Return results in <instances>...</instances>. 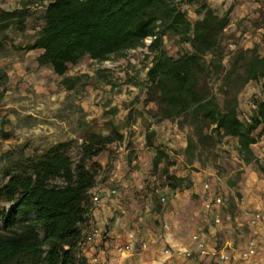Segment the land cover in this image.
<instances>
[{"label":"trees","instance_id":"obj_1","mask_svg":"<svg viewBox=\"0 0 264 264\" xmlns=\"http://www.w3.org/2000/svg\"><path fill=\"white\" fill-rule=\"evenodd\" d=\"M199 1L21 0L19 10L0 8V32L12 25L24 31L31 17L27 8L38 2L43 7L42 23L27 49L40 50L38 64L49 65L63 77L62 84L71 81L65 77L69 66L84 57L104 62L146 49L151 61L144 88L147 101L157 109V119L177 122L180 128L188 122L196 137L214 146L232 139L242 163L259 166L253 147L264 136V100L255 101L245 118L238 95L252 81L264 85V54L256 47H237L227 65L223 35L228 13L219 15ZM196 4L198 17L191 21L189 5ZM147 38L152 39L149 45ZM171 41L180 47L175 56L165 49V42ZM214 79L219 82L217 92ZM154 135L147 134L146 145L156 153L153 168L157 170L169 156L153 144ZM107 141L91 135L81 144L77 162L60 144L6 173L0 183V264H84V258L76 257L80 224L91 215L95 185V171L87 164ZM161 177L173 194L186 187L185 178L167 169ZM57 179L61 184H52Z\"/></svg>","mask_w":264,"mask_h":264},{"label":"rangeland","instance_id":"obj_2","mask_svg":"<svg viewBox=\"0 0 264 264\" xmlns=\"http://www.w3.org/2000/svg\"><path fill=\"white\" fill-rule=\"evenodd\" d=\"M22 6L21 0H0V8L5 11L19 10ZM27 10L31 17L27 19L24 31L20 32L12 25L4 33L0 32V183L6 179L9 170L27 164L30 156L65 144L68 154L77 162L81 156V144L88 142L91 135L107 137L108 141L103 145V150L93 162L87 164L88 168L95 171V185L91 193H98L100 196L102 194L101 203L93 206L87 221L80 224L82 238L92 227L107 230V236L90 243L85 241L77 251V259L84 258V264H103L104 244H112L109 248L119 253L118 248L123 244L117 245L116 236L135 231L132 225L128 226L126 232L119 227L122 213L116 201V198H121L118 191V174L130 173L136 168L143 169L145 161L148 165V175L155 177L152 182L156 188L165 186L163 182L157 184L159 174L164 169L188 172L187 174L194 178L195 181L192 182L198 189L204 190V185L208 184L209 190L204 197H222L220 214L223 224H228L224 229L229 231L227 241L233 240L231 247L235 250L244 246L252 238L249 236L250 232L253 233V227L247 224L246 218L250 219L252 214V205L249 203L251 197L253 199L254 195L259 194L264 184V158L259 166L252 164L259 178L254 180L255 190L252 192L256 193H251L247 165L240 160L234 140L226 139L214 146L210 141L196 137L188 122L182 128L178 127L177 122L164 121V124H160L161 121L155 116L157 109L153 103L147 101V91L144 88L147 68L151 61V55H148L144 48L125 52L121 56H112L104 62L84 57L76 65L69 66L65 77L71 78V81L62 84L63 77L54 74L49 65L38 64L37 58L41 51L27 49L33 42L34 32L42 23L40 16L43 7L34 2ZM223 37L227 55L224 61L228 65L231 53L236 47L231 46L232 39L226 34ZM165 49L169 55L175 56L180 47L171 41L165 42ZM212 83L217 92L219 82L214 79ZM251 90L252 88L246 86L243 93H250ZM250 96L246 102L248 107H240L245 118L254 110L255 101L264 100V85L258 82V88L252 90ZM152 131L155 133L153 144L161 146L169 156L168 161L161 163L157 170L153 168L155 151L146 145V136ZM189 140L191 143L187 150ZM169 142L175 145H165ZM262 148L259 147L258 151H262ZM142 151L155 155L150 161L147 160L148 154L146 158L138 160ZM52 184L60 185L61 181L57 179ZM188 186L192 187L187 182L186 187ZM113 189L116 190L115 194L110 193ZM186 191L180 200L182 207L179 220H175L178 224L170 226L156 219L153 228L158 229V232H155L157 235L170 234L177 243L173 245L171 240L162 248L163 254L167 255V261L172 260L173 264H202L198 258V255L202 254L192 236L199 234L195 225L200 212L202 215L205 198L198 193H185ZM106 193L110 194L109 197ZM156 194L158 195H154ZM166 197L170 196H163V201L161 198L157 199L158 209L166 205ZM109 204L113 206L111 212L114 216L111 220L108 219L107 223L103 217L97 220L92 216L93 212ZM5 209L8 212L10 206H5ZM109 220L115 222V228ZM113 229L116 233H113ZM210 232L207 230L205 243L207 240L212 241L217 235ZM142 242L148 244L145 239ZM225 242L226 240H221V246H212L213 257L217 261V253ZM148 249L149 244L144 250L137 246L131 253L147 252ZM166 249L170 251L169 254L164 253ZM186 252L191 255L187 256ZM175 253L182 255L178 259L170 256ZM94 258H97L98 262L94 263Z\"/></svg>","mask_w":264,"mask_h":264},{"label":"crops","instance_id":"obj_3","mask_svg":"<svg viewBox=\"0 0 264 264\" xmlns=\"http://www.w3.org/2000/svg\"><path fill=\"white\" fill-rule=\"evenodd\" d=\"M200 4L204 3L209 5L217 14L223 15L225 13H228L229 17V24L227 28L224 30V34H226L229 38L232 39L233 44L231 46H235L243 48V49H251L253 47H256L258 49V52L263 55L264 54V0H200ZM198 4L196 5H189V11H188V18L191 21H194L197 19L198 15L196 14V8ZM262 85V82H259ZM248 88H252V90L258 88V82L252 81L247 85ZM250 93H243L244 90L238 95V100L240 107L243 105L246 108L248 107L246 105V102L248 101L252 95ZM168 121V120H164ZM161 121L160 124H164L165 122ZM172 122V121H169ZM175 123V122H172ZM162 128V127H161ZM175 128V127H174ZM163 129V128H162ZM233 143L236 144L234 141ZM165 145H169L173 147L175 145L172 142H169ZM263 147L262 151H258L259 147ZM254 153L256 158L259 160V163L261 162V159L264 158V137L260 142H258L253 147ZM148 154V156H147ZM156 154V153H155ZM149 152L142 151L140 153V156L138 160H142V157L146 158L148 157V161H150L151 157L153 155ZM134 161V163H136ZM149 163V162H148ZM252 164L247 165V174L249 177V189L247 191L251 193L255 190V182L254 180L259 178V174L252 168ZM174 167L172 166V169ZM148 165L147 162H144V168L143 169H137L132 170V172L125 174H118V187H119V194L121 195L120 200L116 198L117 206L121 210L120 218L122 221L119 223V227L123 229V232H126L129 225H132L134 227L133 233L136 235V241L138 243V247L140 242H142L144 239L148 241L149 249L147 252H139L136 254L128 253V254H119L113 248L111 247L112 244L105 243L104 246V261L103 264H173V261H167L165 256L162 252V248L167 246V243L172 240L173 245L175 243L173 238L170 236V234H165L163 236L157 235L155 232H158L157 228L154 227V221L157 219L162 223H165L166 225L174 226L178 224L176 220L178 219V216L181 212L182 203H180L181 197H184L185 194L183 193L186 191L184 187L182 190L172 193L169 192L167 187H160L156 188L155 184H153L152 181H155V177H151L148 175ZM170 174H174L178 177H182L186 179V184H190V186L187 188L188 192L198 193L199 195H204L206 192L202 189H198V186L193 184L192 181H195L194 178H191L190 175H188V172L184 171H176V170H169ZM160 177V178H159ZM157 184L160 182L164 183V177L161 178V174H159ZM197 179V178H196ZM193 184V185H192ZM197 184V183H196ZM253 187V188H252ZM107 191V190H105ZM155 193H158V195H154ZM100 195V194H99ZM109 193H106V196L109 197ZM102 196V194H101ZM163 196H170L167 198V203L162 207V209L157 208V199L162 198ZM204 197L205 199L208 198ZM251 197V195H249ZM204 199V200H205ZM144 200V201H143ZM185 201L186 199L183 198ZM143 201V202H142ZM251 206L252 212L254 211H260L263 215V219L261 223L257 227L251 228L253 231L250 232L249 238L255 237L257 233L262 232L264 230V184L261 187L260 193L257 195H254V198L249 202ZM113 206L111 204L107 206L101 207L98 211L93 212L92 216L95 217L97 220L100 217H103L105 223H107L108 219H112L114 215H112L111 208ZM249 208V207H248ZM199 209V208H198ZM201 210V209H200ZM202 215L200 212V216L198 217L197 213V223L195 225L196 231L199 233L202 240L205 241V236L207 235V230H210L211 234L217 233V235L213 238L212 241L207 240L206 241V247L207 251L205 254L198 255L199 262H202V264H211L214 262L215 264H264V260L259 258V260H250L247 262H243L240 258V252L241 249L243 250L246 246V243L244 246H241L239 249L235 250L231 247V241H227L226 237L229 234L228 230H224L227 225H224L223 223L220 225H213L211 226L209 222H212V215L208 214L204 211V208H202ZM221 213V210H220ZM97 215V216H96ZM99 215V216H98ZM107 216V217H106ZM180 217V216H179ZM247 224L249 225V219L246 218ZM109 222L114 226L115 228V222ZM103 223V222H101ZM214 224V223H213ZM113 233H116V231L113 229ZM121 233V232H119ZM130 232H128L129 234ZM127 233L123 235H117V245L124 244L127 241ZM123 236V238H121ZM127 236V237H126ZM232 238V237H230ZM221 240H226L225 244L219 251L225 250L231 255V259L229 262H219L216 258L213 257L214 250L212 249V246H218L221 242ZM228 247V248H227ZM182 253V252H181ZM211 253V254H210ZM180 253L171 254L170 256H173L178 259L180 257ZM169 257V256H168ZM258 261V262H257ZM189 264V263H188Z\"/></svg>","mask_w":264,"mask_h":264},{"label":"built area","instance_id":"obj_4","mask_svg":"<svg viewBox=\"0 0 264 264\" xmlns=\"http://www.w3.org/2000/svg\"><path fill=\"white\" fill-rule=\"evenodd\" d=\"M151 38H147L145 40V44L149 45L151 43ZM209 190V185H204V191L207 192ZM111 194H115L116 190H111ZM91 199L93 206H98L101 203V196L98 193H91ZM161 200L163 201L164 198L162 197ZM223 206V200L220 195H210L208 198L204 200L203 208L204 211L208 214L212 215V221L214 225H220L223 223V218L220 214L221 207ZM229 219V217H227ZM263 219V215L260 211H254L251 214L249 219V225L251 227H257ZM107 236V230H102L98 227H92L90 232L83 236L79 246H82L85 241L87 242H94L96 239L104 238ZM193 241L196 243L197 248L201 254L206 253V244L205 241L202 240L199 234H195L192 236ZM138 243L136 241V236L133 232H130L127 237V241L118 248L119 254L131 253L137 248ZM148 246L147 243L142 242L139 244V248L142 250L146 249ZM165 254H169L170 251L166 249L164 251ZM186 255H191L190 252H186ZM219 262H227L230 260V254L225 251H219L217 253ZM240 258L243 261H250L256 260L257 258L264 259V230L262 232L257 233L255 237H252L246 244L245 248L240 252ZM93 262H98L97 258L93 259Z\"/></svg>","mask_w":264,"mask_h":264}]
</instances>
